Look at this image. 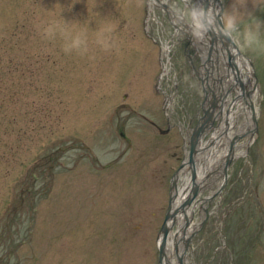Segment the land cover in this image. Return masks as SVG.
Wrapping results in <instances>:
<instances>
[{
  "label": "rangeland",
  "instance_id": "374dc122",
  "mask_svg": "<svg viewBox=\"0 0 264 264\" xmlns=\"http://www.w3.org/2000/svg\"><path fill=\"white\" fill-rule=\"evenodd\" d=\"M165 1L178 12L175 17L183 14L182 23L191 22L187 13L196 0ZM147 3L0 0V264H158L173 168L162 176L167 155L154 146L177 130L162 135L148 120L165 128L163 92L179 104L174 93L188 89L191 76L198 107L191 109L202 115L194 68L200 57L206 60L207 47L187 50L186 35L175 36L172 21L178 18L171 21L157 2L148 19ZM220 3L232 11L234 0ZM236 6L242 29L254 18L264 22V0ZM54 23L71 35L48 36L45 29ZM108 26L113 31L98 42L97 32ZM260 31L264 39V26ZM78 34L79 49L66 52ZM236 47L257 87L251 126L240 134L220 124L206 138L221 132L213 147L238 133L235 144H248L229 164L222 191L203 201L206 218L199 202L187 212L191 264H264V53ZM222 49L224 62L228 54ZM242 82L253 91V84ZM224 99L223 121L230 115ZM220 182L217 177L198 197ZM184 219L177 218L172 233ZM171 257L177 264L172 248ZM188 260L183 257L184 264Z\"/></svg>",
  "mask_w": 264,
  "mask_h": 264
},
{
  "label": "water",
  "instance_id": "95a60500",
  "mask_svg": "<svg viewBox=\"0 0 264 264\" xmlns=\"http://www.w3.org/2000/svg\"><path fill=\"white\" fill-rule=\"evenodd\" d=\"M217 2L215 3V5L219 4L220 5V9L218 11V13L222 12L221 9V3L220 0H216ZM200 2L203 4L204 8H207V6L210 4L209 0H200ZM164 8L168 11V7L164 4L163 5ZM217 22H220V18L219 16H217ZM210 35L209 38V49H208V56H210L213 47V43L215 42H220L221 47H226V51L228 54V67L229 69L233 70L234 69V58L235 56L241 55V53L238 51V48L232 44L230 41H228L227 39H225L223 36L219 35L218 32L216 31H209L208 32ZM230 46H233L234 48H236V52L235 54L232 53ZM234 78L235 81H237L239 83V85L241 86L242 90L245 91V87L243 82L241 81L240 77L237 74H234ZM235 82L232 83V85L228 88V90H230L233 86H234ZM227 92V91H226ZM226 121V120H225ZM202 129H200L199 131L196 132V135H198L201 132ZM238 137V135L236 136ZM230 140V144H229V149L226 153V155L224 156V163L223 166L221 167V174L223 175V181L220 184V186L218 187V189L213 192L212 194H210L207 199H209L210 197H213L215 195H218L220 193V191L222 190L223 186L226 183L227 180V166L228 164L231 162L233 154H232V150H233V144L235 142V138ZM215 140H212V144L214 143ZM196 153V149H195V142L191 143V149L189 152V164L191 165L190 167V174L188 176V189L187 191L184 193V196L182 197V191L184 190V187L181 188V190H178V186H177V180L179 179V176L181 174V170L180 168L175 172V174L172 177V187H171V191H170V197H169V206L167 208L166 214H165V219L162 223V226L160 228V235L158 238V249H159V258H158V264H171L170 260H169V252H168V239L171 237L172 239V249L173 252L175 254L176 260H177V264H183V257L185 256V253L187 252V250L189 249L190 246V238L191 235L193 234V232L191 233H186L187 227L189 225V221L190 219L186 217V208L189 207L192 204V201L195 200V198L199 195L200 191H201V181L203 180V178L206 176L208 177L209 174H211L210 172H206L204 173H199L197 172V168L194 162V155ZM183 165H181L182 167ZM178 213L183 214V216L185 217L184 222L178 227V229L175 231V233L170 234V230L172 228V226L175 223L176 220V215ZM182 240L183 241V246L180 247L179 245V241ZM181 248V249H180ZM179 249L181 250L180 252Z\"/></svg>",
  "mask_w": 264,
  "mask_h": 264
},
{
  "label": "bare ground",
  "instance_id": "6f19581e",
  "mask_svg": "<svg viewBox=\"0 0 264 264\" xmlns=\"http://www.w3.org/2000/svg\"><path fill=\"white\" fill-rule=\"evenodd\" d=\"M155 1L158 2L159 4L165 3V5H168V1H165V0H155ZM185 1H187V0H185ZM216 2H217L216 0H212V3H210L207 6V8L203 7V4L200 2V0H196L194 6L191 5L190 3L189 4H190V8L195 7V6H201L204 9H211V10H214L215 12H217V10H216L217 7L214 6ZM170 13L173 16V17L171 16L172 19L175 17V14H178L177 11L171 10V9H170ZM180 16H181L180 14L177 15V17H175V18H178V19H175L174 21L177 23L181 22L182 19ZM179 19H180V21H178ZM174 21H173V23H175ZM177 23L175 25H177ZM179 28L176 30L177 35L175 34V36H177V37L179 36V34H184L183 33L184 30L181 31V29H179ZM167 48L168 47L165 46V52L166 53H167ZM230 48H231L232 53L235 54L236 48H234L233 46H231ZM196 52L200 53L201 50L197 49ZM193 57H195V56H193ZM243 57L244 56H242V55H238V57L235 56V58H234L235 59L234 60V69L229 70L228 72L230 74H232V73L237 74L242 79V81H244L245 83L247 82V84L249 86L251 84H253L254 89H253V91L251 90L248 93H246V95H245V94L241 93V90L239 89V87L235 86V91H234V93H232L233 95L231 93L230 94L228 93L229 95H225L226 99H229L228 105L230 104V112H229L230 115L226 116V119H225L226 121L225 120L223 121V119L221 120V126H219L220 125L219 123L217 125L220 128H223L224 125L226 124L225 126H226V128H228L227 130L230 129V132H232V129H231L232 127H235L236 128L235 130L238 132H241V133L245 130L246 131L249 130V127L251 126V122H250L251 115L254 114V109H252V108H253V104L255 103V100L257 97V87L255 85V77H253V75H252V68H251V66H249L247 57H245L246 59H244ZM199 60H200V58H199ZM205 67H207V66L205 65ZM205 69H209V68L207 67ZM244 71H246V74H244ZM229 81L231 83L233 82L232 77H229ZM209 88L212 91L216 90L215 87H212V86H210ZM231 90H234V89L231 88ZM223 91H224V89H223ZM223 91L221 93H219V91H218V93L214 94L217 99H220L219 96L224 94ZM240 117H242L241 118L242 122L239 124V120H240L239 118ZM228 120H229V122H228ZM210 124L212 125V123H210ZM227 130H226V132H227ZM220 134H221L220 131H216V132H214L213 135L211 134L210 136H214L215 140H219L221 137ZM229 137H230V134L228 135L227 138H229ZM228 142H229V140H226L221 144L219 143L218 145H215L213 147L211 146L212 148L209 147L207 153L205 154V156L207 157V169H210V170L213 169V167L215 166V163L219 162L220 156L225 155L227 153ZM246 144H248V140H246L242 143H236L233 146V152H232L233 156L237 157V156L243 155L244 154V147L246 146ZM201 155H202V153H201ZM205 156H203V157H205ZM201 162L202 161L200 159H198V163H201ZM182 180H183V182H181L180 186H181V188L184 187V190L182 191V194H184L188 189V186L185 187V185H188V182H187L188 177L183 175ZM181 188H180V190H181ZM194 228H195V225H193L190 229H194ZM171 244H172V239L170 237L168 239V245H167L169 255L171 253V248H172ZM179 245H180V242H179ZM185 257L188 258L187 253H185ZM169 260H170L171 264H174L173 263L174 260L172 257Z\"/></svg>",
  "mask_w": 264,
  "mask_h": 264
},
{
  "label": "clouds",
  "instance_id": "9594fccd",
  "mask_svg": "<svg viewBox=\"0 0 264 264\" xmlns=\"http://www.w3.org/2000/svg\"><path fill=\"white\" fill-rule=\"evenodd\" d=\"M236 5L246 6V0H234V3L230 5L232 11L225 9L220 13L211 9H204L201 6L191 7L187 15L191 19L190 26L192 27L194 38L203 39L207 32L216 31L219 35L241 49L264 53V39L261 38L260 31L261 27L264 26V22L254 18L242 29L241 24L243 20L239 15V7ZM217 16L220 18L219 23L217 22ZM183 18L184 16L181 14V19ZM57 31L66 39L71 35L66 27L58 23L51 24L45 29L48 36H54ZM112 31L113 29L111 26L101 28L96 34L97 41L102 42L101 38ZM81 35L82 34L76 35L72 39L71 44H66L64 50L67 52L69 48L79 49L81 45ZM105 47H107L106 44Z\"/></svg>",
  "mask_w": 264,
  "mask_h": 264
},
{
  "label": "flooded vegetation",
  "instance_id": "af4514ba",
  "mask_svg": "<svg viewBox=\"0 0 264 264\" xmlns=\"http://www.w3.org/2000/svg\"><path fill=\"white\" fill-rule=\"evenodd\" d=\"M185 48H188L187 43ZM193 62L191 61V64ZM192 76L187 79L188 89H182V93H174L179 97V104H176L174 100H171V103L162 104L163 110H167L165 112V125L166 130L163 134L170 135L174 129L177 130V135L174 137H167L165 141L158 143L154 146V150L158 149L162 153H166L167 161H165V167L161 168L160 173L162 176L167 175L169 170H171V174L174 170L179 167V165L185 160L186 152L189 150L190 147V140L193 135L194 128L200 122V114L197 111H193L191 108H198L196 107L197 100L192 99L194 98V89H192L190 85V79ZM194 84V83H192ZM186 93L190 95V100H188L185 95ZM199 103V102H198ZM217 115V114H216ZM217 116L215 117L214 124L217 125ZM150 126L155 128L157 131H160L159 127L152 121H149ZM209 132H206L203 136L205 137L208 135ZM175 164V165H173ZM188 167V166H187ZM162 181V180H161ZM207 184H204L205 191H208ZM207 207V205H204Z\"/></svg>",
  "mask_w": 264,
  "mask_h": 264
}]
</instances>
